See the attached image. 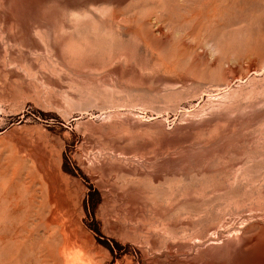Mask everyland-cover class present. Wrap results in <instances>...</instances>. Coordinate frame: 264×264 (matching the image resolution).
<instances>
[{
  "label": "rangeland",
  "instance_id": "1",
  "mask_svg": "<svg viewBox=\"0 0 264 264\" xmlns=\"http://www.w3.org/2000/svg\"><path fill=\"white\" fill-rule=\"evenodd\" d=\"M34 5L0 0V264H192L258 233L264 0Z\"/></svg>",
  "mask_w": 264,
  "mask_h": 264
},
{
  "label": "bare ground",
  "instance_id": "2",
  "mask_svg": "<svg viewBox=\"0 0 264 264\" xmlns=\"http://www.w3.org/2000/svg\"><path fill=\"white\" fill-rule=\"evenodd\" d=\"M4 1H12L15 11L18 14H21L23 12V9L26 7L31 8V12L34 15L38 14V10L35 7V3L38 0H4ZM4 3V2H3ZM43 3V2H42ZM10 7V5H9ZM13 7V6H11ZM41 8V7H40ZM13 9V8H12ZM11 10V8H10ZM41 12V11H40ZM44 12V11H43ZM42 13V12H41ZM8 14V13H7ZM15 14V13H14ZM24 14V13H23ZM13 15V14H12ZM19 17V16H18ZM15 19V18H14ZM46 19V18H45ZM49 21V20H48ZM41 23V22H40ZM52 22L50 21V24ZM54 23V22H53ZM48 24V22H47ZM55 25V23H54ZM50 26V25H49ZM47 28V27H46ZM14 182V181H13ZM29 187V186H28ZM9 188V187H8ZM6 189V188H5ZM4 192V189H3ZM10 192V191H9ZM17 195V194H16ZM3 198V197H2ZM1 198V199H2ZM3 200V199H2ZM17 200V199H16ZM18 201V200H17ZM13 202V200H12ZM16 203V202H15ZM24 223V222H23ZM35 225V224H33ZM257 226L260 228V231L254 236L248 237L249 229H246L244 231L238 230L236 228H230L228 229L224 235L220 236L219 238H212L208 239L205 244H207L206 248L201 250L195 257V260L192 262V264H226L225 262H216L215 260L218 257H228L230 258V264H264V223H257ZM24 227V225H23ZM26 227V226H25ZM24 227V228H25ZM10 227L7 229L9 230ZM12 229V228H11ZM242 229V228H241ZM6 230V231H8ZM218 230V229H217ZM22 231V230H21ZM32 231V230H31ZM52 232V231H51ZM8 233V232H6ZM4 233V234H6ZM18 233V232H17ZM66 233V232H65ZM30 234V233H29ZM28 234V235H29ZM45 234V233H44ZM38 235V234H37ZM40 235V234H39ZM68 235V234H66ZM65 235V236H66ZM217 235V233H216ZM221 235V234H220ZM11 236V235H10ZM20 236V235H19ZM64 236V235H63ZM13 237V236H12ZM218 237V236H217ZM27 238V237H26ZM29 238V236H28ZM27 238V239H28ZM31 238V237H30ZM10 239V238H9ZM25 239V238H24ZM40 240V239H39ZM18 240L17 242H19ZM23 241V240H22ZM27 241V240H26ZM54 241V240H53ZM70 241H72L69 238L64 239V248L59 250V254L64 255V253L67 251L66 247H68V244L70 246ZM46 242V241H45ZM200 242V241H199ZM204 242V241H203ZM30 243V241H29ZM28 243V245H29ZM201 243V242H200ZM9 244V243H8ZM42 244V243H41ZM50 244V243H49ZM72 244V243H71ZM10 245V244H9ZM7 245V246H9ZM12 245V244H11ZM16 245V244H15ZM24 245V241H23ZM23 245H21L23 247ZM204 245V244H201ZM6 246V245H5ZM14 246V245H13ZM34 246V245H33ZM3 247V246H2ZM1 247V249H3ZM16 247V246H15ZM20 247V246H18ZM21 247V248H22ZM203 247V246H202ZM25 248V245L24 247ZM38 248V247H37ZM217 248L219 251L218 253H215L213 250ZM0 249V250H1ZM10 249V248H9ZM27 249V248H26ZM54 249V248H53ZM52 249V250H53ZM66 249V250H65ZM193 249V248H192ZM20 250V249H19ZM70 250V249H69ZM68 250V251H69ZM18 252V249L16 250ZM178 251V250H177ZM27 250L25 251V253ZM33 252V251H32ZM51 252V251H50ZM54 252V251H53ZM6 253V252H5ZM4 253V254H5ZM23 253V252H21ZM35 253V252H34ZM7 254V253H6ZM192 254V253H191ZM17 255V254H16ZM21 255V254H20ZM33 255V254H32ZM31 255V256H32ZM50 255V254H49ZM52 255V254H51ZM186 255V254H185ZM22 256V255H21ZM26 256L27 253H26ZM30 256V257H31ZM55 256V255H54ZM53 256V257H54ZM36 257V256H35ZM39 257V256H38ZM51 256V260L53 258ZM14 258V257H13ZM28 258V257H27ZM56 258V257H55ZM185 259V258H184ZM69 258H66L63 256V262L68 261ZM37 261V260H36ZM54 261V260H53ZM59 261V260H58ZM232 261V262H231ZM24 262V260H23ZM38 262V261H37ZM43 262V261H42ZM47 262V261H45ZM44 262V263H45ZM55 262V261H54ZM186 262V261H185ZM189 262V261H188ZM19 263V262H18ZM36 263V262H35ZM40 263V262H38ZM50 263V262H49ZM43 264V263H42ZM52 264V263H51ZM60 264V262H59ZM228 264V263H227Z\"/></svg>",
  "mask_w": 264,
  "mask_h": 264
}]
</instances>
